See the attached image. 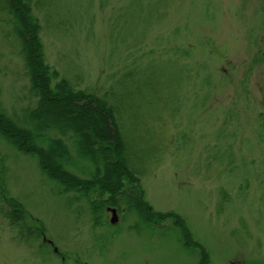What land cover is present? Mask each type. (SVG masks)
Segmentation results:
<instances>
[{
	"label": "rangeland",
	"instance_id": "374dc122",
	"mask_svg": "<svg viewBox=\"0 0 264 264\" xmlns=\"http://www.w3.org/2000/svg\"><path fill=\"white\" fill-rule=\"evenodd\" d=\"M30 1L44 62L118 107L145 201L197 247L128 209L94 226L83 198L0 137V181L25 215L0 214V264H264V0ZM9 31L0 11V109L23 125L35 99Z\"/></svg>",
	"mask_w": 264,
	"mask_h": 264
},
{
	"label": "trees",
	"instance_id": "16d2710c",
	"mask_svg": "<svg viewBox=\"0 0 264 264\" xmlns=\"http://www.w3.org/2000/svg\"><path fill=\"white\" fill-rule=\"evenodd\" d=\"M0 11L7 17L9 36L18 45L28 91L35 99L34 107L24 111L23 125L0 109V137L16 152L34 157L40 173L60 192L83 198L94 226L101 225L108 207L118 212L128 209L147 225L152 218L170 220L189 243L190 234L180 217L155 213L145 201L139 177L130 168L118 107L104 98L73 91L44 62L41 25L30 0H0ZM68 141L76 161L85 164L79 176L69 170L78 168ZM0 200L10 209L7 213L0 208V214L11 226L25 219L21 203L7 196L2 181Z\"/></svg>",
	"mask_w": 264,
	"mask_h": 264
},
{
	"label": "flooded vegetation",
	"instance_id": "af4514ba",
	"mask_svg": "<svg viewBox=\"0 0 264 264\" xmlns=\"http://www.w3.org/2000/svg\"><path fill=\"white\" fill-rule=\"evenodd\" d=\"M181 239H182V244L185 246V247H187L188 249H192L187 243V240L185 241L184 239H183V237H182V235H181ZM44 241V240H43ZM47 244L50 246V247H52V250L54 249V252H56L55 251V248H53V246H52V244L49 242V241H47ZM193 250V249H192ZM62 259V258H61ZM228 264H247L245 261H230Z\"/></svg>",
	"mask_w": 264,
	"mask_h": 264
},
{
	"label": "water",
	"instance_id": "95a60500",
	"mask_svg": "<svg viewBox=\"0 0 264 264\" xmlns=\"http://www.w3.org/2000/svg\"><path fill=\"white\" fill-rule=\"evenodd\" d=\"M109 212L111 213L110 224H115L117 221V219L115 217V210L111 209V210H109Z\"/></svg>",
	"mask_w": 264,
	"mask_h": 264
}]
</instances>
